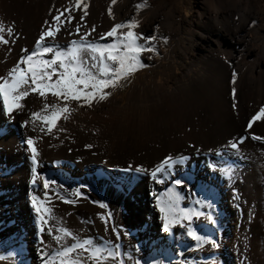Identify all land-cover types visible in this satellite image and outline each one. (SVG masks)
Instances as JSON below:
<instances>
[{
  "label": "bare ground",
  "instance_id": "bare-ground-1",
  "mask_svg": "<svg viewBox=\"0 0 264 264\" xmlns=\"http://www.w3.org/2000/svg\"><path fill=\"white\" fill-rule=\"evenodd\" d=\"M176 1L116 0L110 18V0H90L80 21L82 11H73L71 0H0V21L9 41L0 44V77L16 63L20 49H33L56 9L65 7L74 20L61 27L57 45L79 38L77 24L82 32L95 26L88 39L96 41L113 24L135 18L136 32L154 36L156 49L165 44L162 37L176 39L171 53L182 66L180 73H171V81H156L155 75L134 84L125 102L111 95L91 107L73 102L69 119L57 121L51 133L32 122L21 127L32 111L55 102L51 96L45 101L30 94L21 111L8 118L0 115V264H41L38 250L47 245L50 254L57 247L47 232L37 234L27 198L32 191L44 199L42 180L30 183L28 137L34 138L38 152L37 175L56 181L48 196L52 219L46 226L53 235L55 228L66 227L80 240L119 245L126 264L135 259L141 264H264V178L261 187L252 181L256 169L264 171V119L247 127L264 105V0H191L193 14L174 20ZM137 4L146 7L137 9ZM252 21L256 23L249 27ZM9 24L13 36H7ZM157 54L145 53L143 59L152 65L150 70L162 68L166 75V69H174L172 56L165 63ZM231 142L237 143L235 150ZM166 156L187 159L158 175L160 183L135 173L136 165L151 171ZM129 166L133 171L126 172ZM174 179L185 183L173 185ZM169 189L180 195L181 207L204 214L192 224L198 234L215 240L216 247L197 248L179 226L169 233L160 230L155 197L165 200ZM64 243L73 240L65 238Z\"/></svg>",
  "mask_w": 264,
  "mask_h": 264
},
{
  "label": "snow or ice",
  "instance_id": "snow-or-ice-1",
  "mask_svg": "<svg viewBox=\"0 0 264 264\" xmlns=\"http://www.w3.org/2000/svg\"><path fill=\"white\" fill-rule=\"evenodd\" d=\"M116 0H110L107 9L110 18L113 17L112 6ZM146 7V5L137 4L136 8ZM88 4L86 0H75V9L82 11L79 19L84 21L87 15ZM74 17L69 7H65L63 11L56 9V14L51 17V23L45 21V28L40 31L38 38L32 50L20 49L21 55L16 63L7 70L5 76L0 77V101H2V109L0 115L8 118L11 114L21 111L24 107L23 101L30 94H35L46 101L48 96L54 98L53 103L45 102L40 111H32L29 120L21 123V127L26 126L30 122L41 125V131L51 133L57 126V121L69 119L70 113L74 111L70 105L76 102L78 105H86L91 107L92 103L105 101L111 93V89L117 87L121 81L126 80L132 73L138 69L147 67L142 62L143 54H157V49L152 41L156 39L154 36L144 37L138 34L136 29L139 27V21L135 18L127 20L123 23H115L110 30L103 33L96 41L88 39L91 32L95 30L93 26L88 31H81L80 24H77L74 32L78 35V39L70 40L66 46L57 45L55 39L57 33L61 31V27L67 23L71 25ZM256 21H252L249 27L254 25ZM5 24L0 21V44H8L5 38ZM7 36H13L14 26L7 25ZM72 35V33H68ZM110 38V43H100L99 40ZM166 42L167 38L162 37ZM51 41V42H50ZM50 55V58H48ZM151 59V55L148 56ZM237 73L232 72V82L235 83ZM233 97V106H235L236 90H231ZM264 119V105L251 116L247 122V127L251 128L254 121ZM253 139H261V137L253 135ZM243 137L240 138L243 141ZM30 153L32 180L31 184L36 185L37 180H42L44 189L43 197L28 193V201L31 209L35 214V224L37 234H47L56 242V250L47 252L44 248L38 250L41 258V264H126L124 259L126 253L120 250L119 245L112 246L100 245L94 243L91 239L80 240L72 234L66 227L53 229L46 227L52 219V209L48 206V196L50 192L55 191L56 181L45 178L43 174L37 175L38 152L34 146V138L28 137L24 140ZM91 148V145H85ZM229 147L232 150L237 148L236 142H231ZM216 155H221L217 152ZM186 157H178L175 160L171 156H166L163 161L155 166L151 171L144 169L140 165L135 166L137 175H149L155 183L161 180L157 176L162 172H168L173 169L174 165H182ZM126 172L133 171L132 167L125 169ZM131 179V177L129 178ZM183 179L172 180L173 185H183ZM80 196V192L75 193ZM64 200V197L59 196ZM181 197L178 193L169 189V194L165 200L161 197H155V208L159 212L161 221L160 230L169 233L174 227L186 229V235L195 242L196 247L200 248L204 244H210L216 247V241L209 239L207 236L198 234L194 228L192 220L204 215L192 208L180 206ZM66 203H73L72 200H64ZM203 203V201H198ZM101 208L106 207L105 204L99 205ZM211 207V205H209ZM110 218V217H109ZM104 219V218H102ZM209 221H213L211 214L207 215ZM117 230L113 228V232ZM65 238H71L73 243L67 245L64 243ZM41 244L43 239L41 238ZM86 253V255H85ZM132 264H141L140 259L133 260ZM156 264V262H153Z\"/></svg>",
  "mask_w": 264,
  "mask_h": 264
},
{
  "label": "rangeland",
  "instance_id": "rangeland-1",
  "mask_svg": "<svg viewBox=\"0 0 264 264\" xmlns=\"http://www.w3.org/2000/svg\"><path fill=\"white\" fill-rule=\"evenodd\" d=\"M163 1L164 0H158L159 3H162ZM172 1L175 2V0H172ZM190 1L191 0H177L176 1V7L178 9V12L174 16L173 18L174 20H180L183 17H190L193 14L194 7H193V4L190 3ZM71 2H72V5L74 6L75 0H71ZM87 4L89 6L90 0H87ZM141 23H143L142 20H141ZM182 36L183 34L178 35V37H182ZM258 37H261V35L258 34ZM170 41L166 40L165 44L162 45V48L157 49L158 54L156 58H159L161 61L165 63H170V60H168L169 59L168 56H172V59L174 62V69H166V75L164 74V70L162 68H157L156 70L152 71L150 70L152 65L148 64L143 59L142 62L148 66L142 69H138L136 72L132 73L126 80L121 81V83L117 87L111 89L110 95L124 98L123 102H125V98L127 97V94L130 91V88L134 84L140 83L141 81L153 80V76L155 75L157 76L156 81H159V82H163L164 80L171 81L172 72L180 73L182 70V66L178 63L180 60H178L179 58L177 56L171 53L172 45L176 42V39H171ZM257 44L261 45V43H257ZM255 56L259 58V54L256 53ZM164 57H167V58H164ZM156 71H158L159 73H156ZM263 178H264V171H262L259 168L256 169L252 175V181L254 185H256L255 188H257V185L261 187L260 184ZM40 238L43 239L41 235H40Z\"/></svg>",
  "mask_w": 264,
  "mask_h": 264
}]
</instances>
